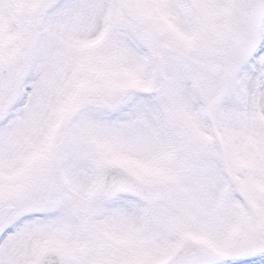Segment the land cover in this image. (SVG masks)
I'll return each mask as SVG.
<instances>
[{"label":"snow or ice","instance_id":"snow-or-ice-1","mask_svg":"<svg viewBox=\"0 0 264 264\" xmlns=\"http://www.w3.org/2000/svg\"><path fill=\"white\" fill-rule=\"evenodd\" d=\"M162 43L209 67L174 69L207 115L174 102L168 119L226 169L173 204L170 143L76 118L154 89L133 49ZM114 170L142 197L117 195ZM0 264H264V0H0Z\"/></svg>","mask_w":264,"mask_h":264},{"label":"rangeland","instance_id":"rangeland-1","mask_svg":"<svg viewBox=\"0 0 264 264\" xmlns=\"http://www.w3.org/2000/svg\"><path fill=\"white\" fill-rule=\"evenodd\" d=\"M164 45L168 48L167 50L161 49L160 46L154 49L148 45L133 49L135 57L140 59L148 71L155 76L154 89L129 88L123 92L105 91L99 95H93L76 118L87 120L97 114H103L111 117L108 123L117 127L130 126L133 135L141 139L148 138L153 145L161 141L170 143L175 149L178 167L186 180L185 184L177 185L170 202L173 204L178 203L188 191L193 189L202 188L211 192L219 174L225 171V167L224 161L219 156L186 144L177 134V129L169 122L167 115L174 102H179L190 111L200 113L202 116L207 115L202 111L205 101L199 89L190 81L187 86L181 83V78L174 69L180 67L184 72L196 69L207 72L209 67L198 64L191 58L177 60L176 53L166 44ZM213 59L214 57L209 54V60ZM159 88L161 90L156 95L149 93ZM124 95L125 98H123ZM98 100L113 107L105 108L102 103L97 102ZM208 133L214 138L210 125Z\"/></svg>","mask_w":264,"mask_h":264},{"label":"water","instance_id":"water-1","mask_svg":"<svg viewBox=\"0 0 264 264\" xmlns=\"http://www.w3.org/2000/svg\"><path fill=\"white\" fill-rule=\"evenodd\" d=\"M119 170H114L112 174H109L106 177V183L113 185L114 190L116 193L118 192H126L133 195H136L138 197H142L143 192L146 190V186H140L136 184L135 186H129L128 184H122L121 177L118 175ZM175 185H164L161 186L157 192V195L160 197V199L165 202L166 200H170L171 193L174 190Z\"/></svg>","mask_w":264,"mask_h":264},{"label":"bare ground","instance_id":"bare-ground-1","mask_svg":"<svg viewBox=\"0 0 264 264\" xmlns=\"http://www.w3.org/2000/svg\"><path fill=\"white\" fill-rule=\"evenodd\" d=\"M161 47H162V48H164L165 46H164V45H162Z\"/></svg>","mask_w":264,"mask_h":264}]
</instances>
